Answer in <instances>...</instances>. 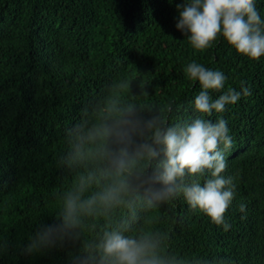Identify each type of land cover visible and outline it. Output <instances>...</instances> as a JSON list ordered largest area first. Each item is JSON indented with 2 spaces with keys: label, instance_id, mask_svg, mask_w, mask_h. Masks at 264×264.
<instances>
[{
  "label": "trees",
  "instance_id": "16d2710c",
  "mask_svg": "<svg viewBox=\"0 0 264 264\" xmlns=\"http://www.w3.org/2000/svg\"><path fill=\"white\" fill-rule=\"evenodd\" d=\"M184 2L0 0V264H108L99 246L116 230L152 239L161 264H264V56L251 60L222 36L192 48L176 27ZM255 6L264 21V0ZM192 62L225 75L213 101L229 88L240 100L201 117L194 102L202 88L186 76ZM197 117L224 119L232 138L222 173L235 186L228 231L182 194L149 204L161 187L162 152L137 159L121 203L97 202L65 225L69 194L83 202L119 179L117 129L140 126L127 145L134 156L151 143L148 121L167 127ZM48 228L52 243L29 252Z\"/></svg>",
  "mask_w": 264,
  "mask_h": 264
},
{
  "label": "clouds",
  "instance_id": "9594fccd",
  "mask_svg": "<svg viewBox=\"0 0 264 264\" xmlns=\"http://www.w3.org/2000/svg\"><path fill=\"white\" fill-rule=\"evenodd\" d=\"M177 10L176 27L195 50H205L222 36L239 54L251 60L264 56V21L256 10L255 0H189L177 5ZM186 76L193 82L199 81L202 88L194 102L195 111L201 117L213 111L221 113L226 105L235 104L241 98V92L229 88L213 101L210 90L220 91L225 85L226 77L221 71L192 62L186 68ZM242 94L250 95L249 89L242 88ZM201 117L167 127L157 126L156 120L148 121L146 127L151 132V143L139 144L134 156H130L127 145L140 132V126L126 122V126L117 129L115 136L124 147L112 160V165L119 179L83 202L79 193L69 194L63 214L65 225L74 226L78 212H90L97 202L105 207L121 203L128 195L126 176L137 159H158L162 152L164 159L154 177L161 187L153 193L149 204L182 194L192 210L198 209L228 231L230 225L224 216L233 200L235 186L233 180L226 179L222 173L226 169L225 152L231 147L232 138L224 119L213 123ZM206 175L209 178L201 186L199 178ZM240 211H245L244 205L240 206ZM53 231L48 228L39 234L28 251L37 245L52 243ZM99 247L108 264H161L155 255L156 244L149 237H129L116 230L105 233Z\"/></svg>",
  "mask_w": 264,
  "mask_h": 264
}]
</instances>
